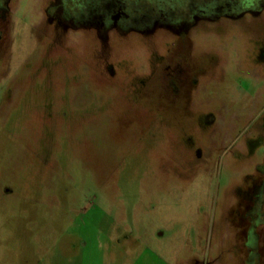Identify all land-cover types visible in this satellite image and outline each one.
<instances>
[{
	"label": "rangeland",
	"instance_id": "obj_1",
	"mask_svg": "<svg viewBox=\"0 0 264 264\" xmlns=\"http://www.w3.org/2000/svg\"><path fill=\"white\" fill-rule=\"evenodd\" d=\"M22 15L0 39V264H241L225 202L264 153V28L211 27L216 58L175 93L161 35Z\"/></svg>",
	"mask_w": 264,
	"mask_h": 264
},
{
	"label": "flooded vegetation",
	"instance_id": "obj_2",
	"mask_svg": "<svg viewBox=\"0 0 264 264\" xmlns=\"http://www.w3.org/2000/svg\"><path fill=\"white\" fill-rule=\"evenodd\" d=\"M24 9L25 25L43 28L50 37L91 38L109 45L161 35L156 70L175 82V93L188 90L189 82L206 74V65L216 58L209 50L211 27L220 28L215 31L220 34L234 29L227 32L238 35L264 28V0H0V39ZM228 189L224 218L240 262L264 264V153L252 172Z\"/></svg>",
	"mask_w": 264,
	"mask_h": 264
}]
</instances>
